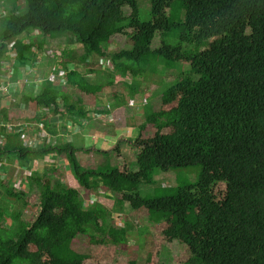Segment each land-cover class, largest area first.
<instances>
[{"label": "trees", "instance_id": "obj_1", "mask_svg": "<svg viewBox=\"0 0 264 264\" xmlns=\"http://www.w3.org/2000/svg\"><path fill=\"white\" fill-rule=\"evenodd\" d=\"M9 3L0 21V79L10 53L19 69L48 46L79 47L73 64L88 67L95 59V65L107 61L113 67L106 84L91 85L71 62L63 64L68 85L82 98L51 81L36 95L34 88L24 92L21 101L44 110L37 121L49 131L57 127L50 129L48 117L42 120L45 109L71 122L84 120L89 102L98 104V95L118 77L150 80L163 61L171 75L178 64L190 71L174 74L175 84L150 102L135 144V171L126 159L128 165H113L120 146L109 164L86 170L71 141L51 145L48 134L31 147L24 127H1L0 159L12 161L14 155L31 176L28 191L0 178V264H162L163 250L175 242L179 253L171 264H264V0H0ZM144 5L148 22L141 19ZM28 31H40L41 40L27 41ZM159 35L165 39L156 48ZM117 39L123 44L119 52L111 49ZM138 84H126L132 96ZM0 113L2 126L8 111ZM108 114L107 108L97 113ZM48 156L65 158L82 189L56 179V170L34 169ZM196 165L202 167L198 181L173 196L144 198L138 192L140 185L154 184L158 170ZM95 192L115 196L129 221L119 226L116 211L87 207ZM10 201L24 210L5 206ZM26 208L35 209L29 220ZM144 219L154 227L145 259L139 249L122 254L133 223Z\"/></svg>", "mask_w": 264, "mask_h": 264}, {"label": "rangeland", "instance_id": "obj_2", "mask_svg": "<svg viewBox=\"0 0 264 264\" xmlns=\"http://www.w3.org/2000/svg\"><path fill=\"white\" fill-rule=\"evenodd\" d=\"M141 4V3H140ZM6 7H12V4L0 5V21L6 17L7 11ZM141 9V19L144 22H148L151 19V13L148 10V5H144ZM130 12H127L129 15ZM28 34L24 35L27 41L37 42L41 40V32L36 31H28ZM178 37V34H173ZM165 38L161 37L160 35L156 39L155 47L161 45ZM168 43L170 45H175L176 42L172 41L171 37L168 38ZM13 44L10 46V48ZM114 46V47H113ZM112 50L119 52L122 50V42L116 40L113 44ZM55 47V46H54ZM53 47V48H54ZM153 48L154 50L157 48ZM73 48L66 47L62 48L61 50H53L50 49L48 46L44 52H37L36 58L30 61L31 68H29L28 72L26 71L27 63L24 67H20L19 69L16 68L17 62L14 56L11 54L4 60V68L2 70V79L6 81H10L12 83H17L19 79L24 80L28 78L32 84L35 79L36 81V88H38L46 78H50L53 83L61 82V84L67 83V75L65 74V70L63 68V64L71 62L73 66L72 69H78L79 71L83 72L84 76L90 80L91 85H100L106 84L109 81V73L113 71V67L109 62L102 61L101 63H95V59L93 58L92 65L86 66L85 64L80 63H72V59L77 58V53H79V47L73 49L75 53L71 50ZM63 52H66V56H64ZM74 56V58H72ZM165 63V61H163ZM162 63L157 69L154 75H152L150 80L148 79H136L134 80L132 76H128L125 80L118 77L116 79L115 84L112 87H106L103 93H100L97 97L98 104H94V102H89V117L84 122L77 118L78 122L81 121L82 126L80 127L83 133L79 134L76 138H72L76 140L78 137H81L82 140H87V144H80L78 145L77 141H72L71 136L65 140L64 136L68 134V129L70 127V118L66 115V117L56 116V112L53 110L45 112V115L42 120H45L46 117L51 119L50 129L52 126L57 127L51 129V131L47 130L44 126L41 125L37 121V117L42 116L44 110L36 111V108L29 104L25 105L21 101L22 94L20 93V88L18 87L19 84L16 86V92L12 93L9 91L7 94H0V112L2 109L8 111V119L4 120V124L1 127L10 128L8 132L12 131V129H19L20 125H24L26 133L25 143L27 146H35L38 145L42 138L51 137V142L49 144L55 145L65 141H69L71 139V143L79 149L77 153V158L79 164L86 170H97L98 168L104 167L109 164V160H113L112 153L116 151V149L120 146L122 150V155L113 161V165L117 162L119 165H128L124 161L126 159L127 162L134 163L136 161V156L140 151L137 147L136 140L140 137L141 127L144 126L147 117V109H149L150 102L156 98L158 95L165 93V91L170 88L175 83L176 73L184 71H190V67L183 64L174 65L175 72L171 75L172 71H168L166 68V64ZM68 64V65H69ZM77 64V65H76ZM29 65V67H30ZM62 66L59 70H56ZM24 70V71H23ZM156 70V69H155ZM89 72H93L88 74ZM149 73L152 71L149 70ZM95 73V74H94ZM22 74V75H21ZM63 74V76H61ZM21 76V77H20ZM136 81V83H140L139 91L137 92L136 96H132L130 88L126 85L129 82V85H132V82ZM1 82L6 85V83L1 80ZM99 82V84H97ZM1 86V85H0ZM18 87V90H17ZM31 88V87H30ZM15 90V89H14ZM62 90L67 93L69 96H79L80 98L85 97L83 92L70 87L69 85L62 87ZM37 92V91H35ZM13 93L16 96H13ZM74 99V98H73ZM72 99V103L74 100ZM84 99V98H83ZM75 104V103H74ZM77 107V104H75ZM152 108V106H150ZM159 103L156 102L154 109H158ZM98 108V109H97ZM109 111L108 115H97L99 111H104L106 109ZM100 109V110H99ZM99 110V111H98ZM61 111V110H60ZM98 111V112H95ZM65 113V112H63ZM39 115V116H38ZM0 116L1 113H0ZM91 116V117H90ZM90 123H92V127H90ZM72 128V127H71ZM54 132V135H53ZM49 134V135H48ZM58 139V140H57ZM3 142V137H0V143ZM42 147V146H41ZM81 147V148H80ZM12 159L14 170L9 168L3 173H6L3 180L12 181L14 186L20 190L28 191V186L25 185L23 182L16 181L14 183V177L12 174L16 171H19L20 165L17 163V158L14 155L10 156ZM51 156L46 157L44 160L49 162L52 158ZM16 161V162H15ZM42 161V160H41ZM53 161V160H52ZM39 162V163H38ZM35 162L34 169L40 172L44 170L43 168H49L51 170H56L54 174L56 179H61L68 186H74L77 190H81L79 183L74 178L71 170L69 169L68 162L65 158L58 156L55 160L56 167L53 166H46L47 162ZM132 169L135 171L137 170L136 164L131 165ZM21 169V168H20ZM4 171V170H3ZM2 172V170H0ZM202 172V167L200 165L190 166V167H182L178 169H174L168 172L163 171H156L154 175V184L153 185H140L139 187V194L142 197L148 198H156V197H163V196H173L175 191L178 187L187 186L194 184L198 181L199 176ZM40 173L43 174V171ZM11 174V175H9ZM3 174H0L2 177ZM28 181V180H27ZM70 186V187H71ZM74 188V189H75ZM32 193H36L33 191ZM95 195L93 198L87 201L86 206L89 207L94 206L96 204L102 205L103 207L107 208L110 211H116L113 213L115 217V221L117 225L124 226V223L129 221V216L119 211L117 208L116 203L114 202V197L110 193H101L100 195L98 192L93 193ZM4 196V192L0 189V200L3 203L2 198ZM12 205L15 209L24 210V208L17 202H7L5 206ZM2 204V207H5ZM116 206V207H115ZM118 211V212H117ZM35 209L33 208H26L24 211V216L26 219H31ZM10 221V220H9ZM134 231L130 233L129 244L127 246L121 247V253L125 254L129 248H133V250L139 249L138 255L145 259L147 250L151 246V230L154 229L152 224L144 219L143 221L133 223ZM85 241V239H83ZM179 253L178 243L175 242L171 249L163 250L162 254V264H171L173 256Z\"/></svg>", "mask_w": 264, "mask_h": 264}, {"label": "crops", "instance_id": "obj_3", "mask_svg": "<svg viewBox=\"0 0 264 264\" xmlns=\"http://www.w3.org/2000/svg\"><path fill=\"white\" fill-rule=\"evenodd\" d=\"M70 66H72V65H70ZM24 71V70H23ZM0 82H1V79H0ZM41 87H42V85L41 86H39L38 88H36L35 90H34V93L35 94H37V93H39L40 92V89H41ZM35 91H37V92H35ZM14 92H16V89L14 90ZM17 94H19L18 92H17ZM16 96V95H15ZM89 109H93L92 107L91 108H89ZM98 109V108H97ZM100 110V109H99ZM98 110V111H99ZM87 111H88V115H87V117H89V110H88V108H87ZM98 111H95V112H98ZM44 113V112H43ZM91 117V116H90ZM87 120V118L86 119H84V120H82V121H86ZM78 126H82V123H81V121H79L78 122V120L77 121H74V122H70V127H69V129H68V134L67 135H65L64 137L65 138H69L70 136H71V139L72 138H76L79 134H81V133H83L84 131H81V129H80V127H78ZM93 125H92V123H90V127H92ZM72 127V128H71ZM26 133H27V131L25 132V137H26ZM50 140H51V137H48ZM71 139L69 140V141H71ZM74 139H72V141H73ZM74 141H77V143H78V145H80V144H87V140L85 141V140H82L81 139V137H78L76 140H74ZM42 142V141H41ZM81 148V147H80ZM50 158H52L49 162H47L46 160H42V161H40V162H47L46 163V166H53V167H56V165L54 164L55 163V160H56V158H53V157H50ZM53 160V161H52ZM12 161H8V160H6V159H0V170H2V172H0V174H3L2 175V177H0L1 179H5L4 178V176H5V174L6 173H3V172H5V171H7V170H10L9 168H11L12 166H13V163H11ZM16 162V161H15ZM38 162V161H37ZM18 163V162H17ZM39 163V162H38ZM19 165H20V163H18ZM11 166V167H10ZM21 166V165H20ZM21 168V167H20ZM19 168V171H16V172H14L13 174H12V176L13 175H15V177H14V183H16V181H19V182H24L25 183V185L27 186V180H28V177H30L31 176V172L30 171H28V170H24V169H20ZM12 169L14 170V167H12ZM4 170V171H3ZM42 171V170H41ZM9 175H11V174H9ZM16 180V181H15ZM64 183V182H63ZM65 184V183H64ZM71 186V185H70ZM72 188H75L74 186H71ZM17 188V187H16ZM76 189V188H75ZM22 191V190H21Z\"/></svg>", "mask_w": 264, "mask_h": 264}, {"label": "built area", "instance_id": "obj_4", "mask_svg": "<svg viewBox=\"0 0 264 264\" xmlns=\"http://www.w3.org/2000/svg\"><path fill=\"white\" fill-rule=\"evenodd\" d=\"M61 76H63V74H61ZM1 80H3L6 83V85H4L2 82H0V85H1L0 86V94H4V95L7 94L9 91L12 93V88L15 89L17 84H19L18 87H20V88H22L24 86L30 87L32 85V82L28 78L24 79L23 81L19 80L17 83H12L10 81H6L5 79H1ZM36 81H37V79L34 80L33 84L36 85ZM60 84H61V82H58V85H60ZM19 127H24V125H20ZM7 129L11 130L10 128H7ZM24 137H25V133H24Z\"/></svg>", "mask_w": 264, "mask_h": 264}, {"label": "clouds", "instance_id": "obj_5", "mask_svg": "<svg viewBox=\"0 0 264 264\" xmlns=\"http://www.w3.org/2000/svg\"><path fill=\"white\" fill-rule=\"evenodd\" d=\"M9 49H10V51L12 50V47L10 48L9 47ZM10 55H11V53H10ZM15 57V56H14ZM13 57V58H14ZM29 63H27V66H26V71L28 72V68H31V65H30V67H29ZM3 68H4V64H3ZM61 68V66H59V68H57L56 70H59ZM65 70V69H64ZM65 74L67 75V72L65 71ZM22 75V74H21ZM21 77V76H20ZM1 79H2V75H1ZM19 80H21V79H19ZM23 81V80H22ZM45 81H51L52 82V80H50V78H46L45 79ZM45 81H43L42 83H41V85H43V83L45 82ZM54 84H56L58 87H64V86H67L68 85V82L67 83H65V84H60V85H58V83H54ZM40 85V86H41ZM31 87V88H30ZM30 87H28V86H24V87H22V88H20V93L19 94H23L24 92H26V91H28V90H30V89H32V88H34V90L36 89V85L35 84H32ZM15 89H16V87H15ZM17 90H18V87H17ZM12 91L14 92V89L12 88ZM36 95V94H35ZM13 96H15V94L13 93ZM46 110V112H48L49 110H47V109H45Z\"/></svg>", "mask_w": 264, "mask_h": 264}]
</instances>
